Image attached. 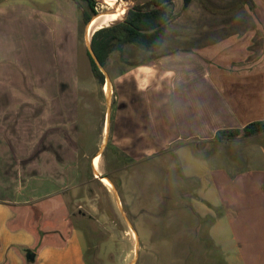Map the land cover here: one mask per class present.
<instances>
[{
	"label": "crops",
	"instance_id": "obj_1",
	"mask_svg": "<svg viewBox=\"0 0 264 264\" xmlns=\"http://www.w3.org/2000/svg\"><path fill=\"white\" fill-rule=\"evenodd\" d=\"M23 1L0 3V264H88L84 230L72 225L67 214L45 220L59 195L81 185L79 161L88 156L81 155L79 111L87 85L80 82L78 65L58 57L52 28ZM247 3L240 9L242 20L236 22L227 16L234 8L205 7L200 0L185 7L183 0H173L160 49L147 52L145 59L125 58L120 72L111 76L116 98L104 117L103 140L112 137L133 158L175 147V154L188 161L190 145L200 149L264 135L217 139L221 132L242 131L264 121V0ZM16 11L21 12L19 20L12 17ZM19 22L21 28L29 24L28 35L16 26L15 35H22L25 44L48 42L53 48L54 54L45 53L43 68L40 63L29 66L32 57L3 49L10 44V25ZM260 148L264 155V146ZM196 155V161L204 159ZM99 171L103 175L100 163ZM213 174L216 179L226 174V183L239 184L232 191L245 213L257 207L256 236L264 239V169L249 168L234 180L223 171ZM216 179L215 188L222 191ZM260 250L264 255V245Z\"/></svg>",
	"mask_w": 264,
	"mask_h": 264
},
{
	"label": "rangeland",
	"instance_id": "obj_2",
	"mask_svg": "<svg viewBox=\"0 0 264 264\" xmlns=\"http://www.w3.org/2000/svg\"><path fill=\"white\" fill-rule=\"evenodd\" d=\"M18 1L0 0V3L8 5ZM69 1L22 2L24 7L35 9L38 19L45 22L48 29L52 28L50 36L58 39V57L74 67L78 65L80 82L87 85V89L81 92L79 111L81 155L85 153L88 156L79 161L78 180L81 185L75 192L59 195L52 211L50 208L47 210L45 220L67 214L72 225L84 230L88 264H244L243 259L245 264H262L264 255L260 249L264 239L256 236L259 231L257 207L253 211L249 208L245 213V206L238 203V193L232 191L239 184L226 183V174H218L216 179L213 171H223L234 180L245 176V170L249 168L264 169V155L260 148L264 146V135L248 142L241 139L200 149L197 145H190L188 161L181 154H175V147L157 156L133 158L124 154L112 137L103 140L104 117L111 112L116 98V94L111 92V76L120 72L124 66L121 61L125 58L145 59L147 51L126 44L122 54L115 51L110 55L106 67H103L110 87L107 93V84L102 86L94 77L88 57L92 37L88 43L87 25L83 21L84 12H89L88 6L83 3L81 7L73 8ZM200 1L205 7L215 4L219 9L234 8V13L228 12L227 16L236 22L242 20L241 6L248 7L247 0ZM96 12H103L109 18L115 13L112 8L98 2ZM20 15L21 12L16 11L12 17L19 20ZM248 20L245 10V24ZM1 23L3 21L0 20ZM16 26L29 34V24L21 28L20 22L13 23L8 30L11 34L6 35L10 36V44H5L3 49L32 57V60L28 59V65L35 67L40 63L43 68L47 62L45 59H48L45 53L51 51L54 54L53 48L48 46V42L46 45L25 44L22 35H15L19 31ZM97 87L96 93H92ZM97 152L101 155H97L96 168L99 170L100 163L102 176H108L113 186L104 185L94 177L91 159ZM196 154L204 159L196 161ZM196 164L199 168L194 166ZM201 165H205L207 170ZM215 179L223 185L222 191L216 190ZM222 198L227 206L220 200ZM229 204L235 206L228 207ZM62 208L66 212H57ZM212 218L215 222L209 224ZM247 218L249 222H246ZM246 230L253 237L245 235Z\"/></svg>",
	"mask_w": 264,
	"mask_h": 264
},
{
	"label": "trees",
	"instance_id": "obj_3",
	"mask_svg": "<svg viewBox=\"0 0 264 264\" xmlns=\"http://www.w3.org/2000/svg\"><path fill=\"white\" fill-rule=\"evenodd\" d=\"M71 1L77 7H81L83 3L87 4L89 12H84L83 21L85 25L97 14V2L95 0ZM192 1L194 0H183L184 6L187 7ZM172 2L173 0H153L145 5L135 6L129 11L127 18L125 15L122 22L94 30L91 34V47L100 64L106 67L110 55L115 51L122 54L123 46L126 44L135 45L147 52L158 51L163 43L166 27L170 22L167 7ZM94 18L108 19L109 16H104L102 12ZM88 57L94 77L104 86L105 75L95 64L90 53H88ZM263 132L264 121L254 122L245 126L242 131L221 132L217 135V139L235 138L239 135L250 137ZM209 221V224H212L215 222V218Z\"/></svg>",
	"mask_w": 264,
	"mask_h": 264
},
{
	"label": "bare ground",
	"instance_id": "obj_4",
	"mask_svg": "<svg viewBox=\"0 0 264 264\" xmlns=\"http://www.w3.org/2000/svg\"><path fill=\"white\" fill-rule=\"evenodd\" d=\"M97 1L98 3L102 5H106L107 7L112 8L115 11V13H114V16H112L111 18H108V19L94 18L91 21V23L88 25L87 30H86V38H88L87 39L88 43H89V37L91 36V33L97 28L109 27L113 24L122 22L125 18L127 9H129L133 4V2L131 1H123V0H97ZM105 89L108 93L110 91L109 85H107ZM98 161H99V156H96L94 160V165H93V160H92V167L94 169L95 174L98 176L99 180H101L104 183V185L113 186L111 181L108 178L102 176L99 173V170H97L96 167H97ZM134 235L136 234L134 233Z\"/></svg>",
	"mask_w": 264,
	"mask_h": 264
},
{
	"label": "water",
	"instance_id": "obj_5",
	"mask_svg": "<svg viewBox=\"0 0 264 264\" xmlns=\"http://www.w3.org/2000/svg\"><path fill=\"white\" fill-rule=\"evenodd\" d=\"M95 1L98 2L97 0H95ZM123 1H131V2H133L132 6H131V7L129 8V10L127 11V14H126V18H127L128 14H129V11H130L133 7H135V6H139V5H145V4H147V3H149V2H151V1H153V0H123ZM97 15H98V13H97L95 16H97ZM95 16H93L92 19H91V20L89 21V23L87 24V26H86V30H87L88 25L91 23V21L94 19ZM119 23H120V22H119ZM116 24H117V23H116ZM113 25H114V24H113ZM89 53H90L91 57L93 58L95 64L98 66V68L101 70V72L105 75V79H106L105 84L109 85V81H108V79H107V77H106L105 72L103 71V66L100 64V62L98 61L97 57L95 56V54H94V52H93V50H92V47H90V49H89ZM97 178H98V176H97Z\"/></svg>",
	"mask_w": 264,
	"mask_h": 264
}]
</instances>
